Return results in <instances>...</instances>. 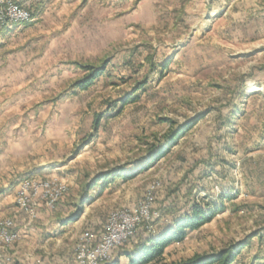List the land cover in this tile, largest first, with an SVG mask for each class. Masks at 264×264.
Segmentation results:
<instances>
[{
    "label": "rangeland",
    "instance_id": "1",
    "mask_svg": "<svg viewBox=\"0 0 264 264\" xmlns=\"http://www.w3.org/2000/svg\"><path fill=\"white\" fill-rule=\"evenodd\" d=\"M23 7L36 16L7 28L3 41L15 54L7 66L5 57L0 61L1 77L6 67L12 74L11 87L0 80V100L10 110L1 118L18 125L7 129L10 141L0 146V221L11 218L16 227L20 221L31 226L43 209L57 218L75 214L85 184L96 175L120 167L130 172L151 145L172 146L165 137L169 123L163 120L183 124L201 116L151 167L133 179H117L101 193V185L94 188L68 236H62L60 246L67 252L61 255L75 252L83 232L101 231L114 211L136 206L154 184V209L160 214L176 203L178 211L160 215L153 233L193 204H220L225 197L226 211L166 249L168 263L262 232L264 0H31ZM151 55L157 63L171 59L168 69L149 73ZM105 62L107 74L88 90L76 88L88 76L79 64L102 67ZM144 78L147 90L140 99L110 118L114 111L107 112L108 104L126 97ZM234 108L239 114L223 125L218 113L227 118ZM98 114L105 116L96 128ZM30 178L57 179L67 187L56 208L43 207L33 220L14 209L19 183ZM178 188L179 195H171ZM23 241L21 236L0 251L16 264H60L54 255L33 251L39 242L31 249ZM58 244L51 241L52 247ZM19 245L24 252L16 255ZM124 247L131 249L119 247L113 260ZM240 260L264 264V233Z\"/></svg>",
    "mask_w": 264,
    "mask_h": 264
},
{
    "label": "trees",
    "instance_id": "2",
    "mask_svg": "<svg viewBox=\"0 0 264 264\" xmlns=\"http://www.w3.org/2000/svg\"><path fill=\"white\" fill-rule=\"evenodd\" d=\"M103 64L104 65L102 67H91L79 64V68L88 71V76L81 82H78L76 88L88 90L99 77L107 74V63L105 62ZM146 64L149 68V73L158 71L163 72L168 69L171 64V59L157 63L154 56L151 55L147 57ZM147 84L148 80L147 78H144L143 81L139 82L137 86L133 88L132 92L127 94L126 97H122L116 102H110L107 106L109 109L107 112L114 111L110 115V118L120 115L122 110L127 105L136 103L140 99L141 93L147 90ZM238 114V109L234 108L227 118H224L222 112L218 113V118L219 120H223V125H227ZM104 116V114L96 115L94 121L96 128L100 125V121L104 118ZM201 118V116H197L193 120H189L183 124L173 120H163L169 123V129L166 132L165 137L167 138V142L172 145L171 147L176 146ZM221 128L222 125H220L217 129L220 130ZM171 147L167 150H163L161 144H153L148 148L149 150L146 158L142 161V163L137 164V166L135 165L132 171L129 172L124 167H120L96 175L94 178L89 180L87 184H85L82 199L78 203L76 213L71 214L66 221L70 223L79 219L83 211L85 198H87L88 194L94 188L101 185L99 191V193H101V190L106 188L108 185L114 184L117 179H122L124 181L133 179L139 171L148 169L156 161L167 156L171 151ZM192 190H187L189 195L192 193ZM179 191L180 189L178 188L171 192V195L178 196ZM224 199L225 197L219 198L220 204L204 202L193 204L187 214H182L178 217L175 216L172 224L164 226L156 233H153V230H150L149 228L150 225H154V223H145L129 240V242L124 244V246L130 245L131 249L127 250L126 247H124L120 256H125L129 261L128 264H234L237 259L242 256L243 251L252 246L254 238L262 240L264 227L262 228V232H254L246 236L244 239L238 242L230 243L222 249L215 250L210 254L196 255L191 259L178 263H168L164 257L165 251L169 246L183 242L189 233L200 230L203 226L213 221L219 214L226 211V206L223 202ZM228 199L230 200L232 198L228 197ZM177 211L178 205L176 203L172 205L169 204L160 210V215H175ZM143 230L145 233H148L147 236L142 234ZM119 257L107 264H121ZM259 259L260 258L258 257L255 258L256 261Z\"/></svg>",
    "mask_w": 264,
    "mask_h": 264
},
{
    "label": "built area",
    "instance_id": "3",
    "mask_svg": "<svg viewBox=\"0 0 264 264\" xmlns=\"http://www.w3.org/2000/svg\"><path fill=\"white\" fill-rule=\"evenodd\" d=\"M23 0H0V33L13 24L28 23L31 12L23 7ZM151 186L143 200L136 206L123 208L110 214L105 227L99 231L87 230L78 240L74 252V264H107L113 260L117 249L135 235L145 224H153L160 214L154 209L155 190ZM67 187L57 179H24L19 183L16 206L25 212L31 220L36 219L40 210L56 208ZM153 230V225H150ZM22 234L15 220L9 218L0 221V250H6L19 241ZM0 264H16L8 253L0 251Z\"/></svg>",
    "mask_w": 264,
    "mask_h": 264
},
{
    "label": "crops",
    "instance_id": "4",
    "mask_svg": "<svg viewBox=\"0 0 264 264\" xmlns=\"http://www.w3.org/2000/svg\"><path fill=\"white\" fill-rule=\"evenodd\" d=\"M28 1H31V0H23L22 4L27 5ZM78 1L82 2V1H86V0H78ZM98 1H100V0H98ZM102 1H109V0H102ZM32 16H36L35 13H34V15L32 14ZM7 30L8 29L4 30V32L2 33V38H0V61L4 59L3 57H5L4 62H2L5 66H7L8 63L11 62V60L9 58H12V59L14 58L12 54H15L14 50H10L13 48L8 49L7 42L3 41V38H5L6 34L9 32V30L8 31ZM6 49H8V50H6ZM6 57H8V58L6 59ZM1 65L2 64L0 63V67H1ZM3 70H5L3 72L5 77H1V75H0V80H2V79L6 80L7 82L4 83V86L8 85L9 87H11L10 78H11L12 74L10 73L8 67L4 68ZM6 70H7V72H6ZM0 71H1V68H0ZM1 87H2V85H0V89H1ZM1 101H2V98L0 100V146L4 145L10 141L11 133L7 134L8 128L11 130L12 129H18L17 123L2 121L1 115L4 114L5 112H8V114H9L10 110L8 108H4ZM6 109H7V111H6ZM13 203H15L14 200H13ZM14 205H15L14 209H16V204H14ZM71 213H73V212H71ZM71 213H70V215H71ZM69 216L67 215L65 217L63 216V217L57 218L56 215L52 216L51 214H49L48 212H46L43 209L42 213L40 215V218L36 222H34L31 226L20 221L17 225V229L21 232L22 236L24 237L23 244L26 245V247L30 246V248L33 249L31 246H33V245L35 246V244L37 242H39L41 244L40 248H38L39 250L37 248H34V250H33V251L37 252V255L47 256V257L54 255L55 257H58V262L60 264H74L73 250L69 249L68 252L70 251V253L65 255V257H63L64 255L62 253L65 252V248L63 246H60V241L63 240L62 236H68V234H69L68 229H70V227L73 224L71 222L68 223L66 221ZM77 222H75L74 224H76ZM51 241H57V242H59V244L57 246L52 247ZM22 245L18 246L16 255H20L22 252H24ZM244 255H245V250L242 253V256H244ZM122 258L123 257H121V259ZM251 261H253V260H251ZM240 262H241V260L239 257L234 264H241ZM250 264H252V262Z\"/></svg>",
    "mask_w": 264,
    "mask_h": 264
}]
</instances>
